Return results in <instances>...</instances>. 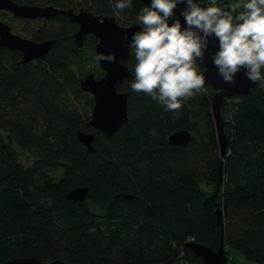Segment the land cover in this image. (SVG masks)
<instances>
[{"label": "trees", "instance_id": "16d2710c", "mask_svg": "<svg viewBox=\"0 0 264 264\" xmlns=\"http://www.w3.org/2000/svg\"><path fill=\"white\" fill-rule=\"evenodd\" d=\"M13 1L115 17V0ZM144 6L133 0L115 18L136 24ZM22 21L31 27L28 39L55 43L28 63L21 52L0 47V264L19 257L162 264L174 246L187 264H205L186 247L190 242L214 251L222 243L227 258L234 248L250 263L264 264V89L256 85L221 105L224 157L206 84L207 94L173 112L132 92L134 77L125 80L119 91L129 93V121L107 138L88 125L93 98L78 82L90 72L103 74L95 59L98 39L87 35L82 47L75 45L78 24L63 15L38 19L36 26ZM134 63L129 55L131 73ZM181 130L189 142L170 145L169 136ZM77 131L94 134L96 151L77 141ZM75 187H89L86 200L66 197Z\"/></svg>", "mask_w": 264, "mask_h": 264}, {"label": "clouds", "instance_id": "9594fccd", "mask_svg": "<svg viewBox=\"0 0 264 264\" xmlns=\"http://www.w3.org/2000/svg\"><path fill=\"white\" fill-rule=\"evenodd\" d=\"M132 3L115 0V17L119 19ZM180 3H186L181 14L187 27L180 19L169 22ZM135 23L141 30L129 45L135 61L131 91L149 96L165 111L178 112L189 99L207 94L197 61L203 60L211 36L219 41L213 61L223 81L235 83L243 69L247 79L264 89V0H234L227 5L207 0L206 6L200 0H151ZM95 59L116 62L114 53H99ZM225 92L216 88L217 95Z\"/></svg>", "mask_w": 264, "mask_h": 264}, {"label": "water", "instance_id": "95a60500", "mask_svg": "<svg viewBox=\"0 0 264 264\" xmlns=\"http://www.w3.org/2000/svg\"><path fill=\"white\" fill-rule=\"evenodd\" d=\"M140 1L146 6L151 5V0ZM204 5L206 6L207 4ZM185 7L186 3L178 4L174 10V16L169 22L173 23L175 19H180L182 26L187 27L186 21L181 14ZM0 11L9 12L14 17L24 20L54 18L59 15L67 16L71 21L78 24V30L72 35L74 44L78 47L83 46L84 38L87 35H94L98 39L94 47L95 55L99 53H114L116 62H98L103 71L100 77H96L93 72H90L78 79L80 89L90 93L93 98L92 114L88 125L104 134L107 138H111L129 121V93L119 91V85L125 80L133 78V74L127 68L125 62L130 55L129 45L131 38L136 31L141 30L138 25H121L114 16L96 14L85 7H80L76 10L74 8L58 9L53 6L41 7L38 5L19 4L13 0H0ZM54 43L55 40L34 42L28 38L21 37L12 31L10 25L0 21V47L21 52V61L23 63L44 58L50 52ZM218 51V39L215 36L209 37L208 47L205 49L204 58L200 63L206 78L205 84L212 89L211 112L217 131L220 154L221 157H224L228 147V140L223 130L224 123L221 105L235 96L248 95L256 85L247 79L243 69L237 73L235 83H225L213 61V56ZM216 88H224L226 92L223 95H217ZM94 138L92 133L77 131V141L82 143L89 152L96 151L93 146ZM189 140V133L181 130L170 135L168 142L172 146H185ZM88 192L89 187H75L66 194V197L75 202L84 201L88 197ZM124 196L127 197V195ZM216 213L220 222L222 211L217 210ZM220 226H222L221 223ZM186 247L200 257L205 264H225L227 262L226 251L222 243L217 251L194 242L188 243ZM4 264L66 263L59 260L44 262L38 257H19L8 260Z\"/></svg>", "mask_w": 264, "mask_h": 264}, {"label": "rangeland", "instance_id": "374dc122", "mask_svg": "<svg viewBox=\"0 0 264 264\" xmlns=\"http://www.w3.org/2000/svg\"><path fill=\"white\" fill-rule=\"evenodd\" d=\"M78 1H80V0H78ZM0 21H3L5 23H7L8 25H10L12 27V31L15 34H17L21 37H25V38L30 37L29 36L30 31L29 30L31 27L27 26L26 23L24 21H22V19H18L16 17H14L11 13L6 12V11H0ZM37 23H38V21L35 20V21H33V23L31 25L36 26ZM21 162L26 163V165H28V164H30L31 160L25 161L23 158H21ZM226 257H227V255H226ZM228 258L230 259L231 264H253V263H250L249 261H247L245 259V257L234 248L229 249ZM228 258H227V262H228Z\"/></svg>", "mask_w": 264, "mask_h": 264}, {"label": "built area", "instance_id": "2783aa9c", "mask_svg": "<svg viewBox=\"0 0 264 264\" xmlns=\"http://www.w3.org/2000/svg\"><path fill=\"white\" fill-rule=\"evenodd\" d=\"M181 252V249L174 246L170 256L162 264H187L184 259V254L181 255Z\"/></svg>", "mask_w": 264, "mask_h": 264}, {"label": "flooded vegetation", "instance_id": "af4514ba", "mask_svg": "<svg viewBox=\"0 0 264 264\" xmlns=\"http://www.w3.org/2000/svg\"><path fill=\"white\" fill-rule=\"evenodd\" d=\"M78 9V8H77ZM76 10V9H75Z\"/></svg>", "mask_w": 264, "mask_h": 264}]
</instances>
